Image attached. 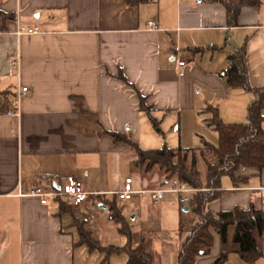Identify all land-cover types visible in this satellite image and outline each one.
Segmentation results:
<instances>
[{
  "label": "crops",
  "instance_id": "0c3cea01",
  "mask_svg": "<svg viewBox=\"0 0 264 264\" xmlns=\"http://www.w3.org/2000/svg\"><path fill=\"white\" fill-rule=\"evenodd\" d=\"M0 3L3 11L16 14L6 22L0 17V264H125V253L104 261V251L80 244L74 223L84 222L100 247L123 245L127 238L108 209L112 201L122 207L135 248L144 244L154 264H178L181 242L192 226L177 225L178 206L168 198L176 193H167L157 205L148 195L121 200L116 191L129 176L137 189L170 182L163 185L158 171L141 175L134 151L110 132L126 133L146 149L198 148L204 140L219 142L207 124L208 106L217 107L225 123L246 122L254 96L229 86L225 70L228 55L246 44L249 81L264 85V0L244 7L237 26L228 24L222 4L207 0H154L137 6L127 0ZM150 21L159 29H150ZM22 87L28 91L20 94ZM139 93L161 132L141 109ZM8 110L20 114L7 115ZM242 173L248 180L241 186L223 180L212 211L264 210V170ZM70 174L92 193L87 206L60 197L43 204L29 195L38 186L60 189ZM180 206L191 215V207L185 211ZM107 228L112 243L100 237ZM213 234L210 254L199 256L196 264H211L222 252L229 253L225 264H264V239L257 230L263 255L254 263L239 256L234 226L225 243Z\"/></svg>",
  "mask_w": 264,
  "mask_h": 264
},
{
  "label": "trees",
  "instance_id": "16d2710c",
  "mask_svg": "<svg viewBox=\"0 0 264 264\" xmlns=\"http://www.w3.org/2000/svg\"><path fill=\"white\" fill-rule=\"evenodd\" d=\"M152 1L127 0V4L137 6ZM207 1L220 3L226 8L230 26L239 24V15L244 7L259 6L261 3V0H242L237 3L230 0ZM0 17L6 22L16 19V14L3 11L0 3ZM228 61L229 66L225 70L228 85L240 87L252 93L254 98L248 106L247 121L244 123H225L217 107H207V111L211 112L207 124L217 131L218 144L204 140L203 146L198 148L164 146L146 149L126 133L110 132L115 141L127 143L134 151V167L141 175L147 177L158 171L165 178L163 185L178 178L195 189L191 194V209L198 215L199 221L181 242L178 264H196L199 256L209 255L214 244L213 232L225 243L232 226L235 227L234 242L239 246L237 252L244 262L254 263L263 255L258 249L254 231L257 230L264 239V210L236 207L214 212L210 209V204L221 195L225 178H229L234 186H241L248 180V175L242 173L243 168L258 172L264 170V85L253 86L249 81L246 44L229 54ZM120 77L126 80L123 75ZM139 98L141 109L149 113L154 128L161 132L159 121L151 115V108L146 105V98L140 93ZM61 204L67 205L65 201ZM108 209L119 224V232L127 238L126 244L100 247L99 241L85 227V223L76 220L74 223L78 229L79 243L85 244L89 251H104V261L113 253H125L128 257L125 264H154V255L144 244L136 248L133 246L132 228L122 214V207L112 201ZM228 257V252H222L211 264H225Z\"/></svg>",
  "mask_w": 264,
  "mask_h": 264
},
{
  "label": "built area",
  "instance_id": "2783aa9c",
  "mask_svg": "<svg viewBox=\"0 0 264 264\" xmlns=\"http://www.w3.org/2000/svg\"><path fill=\"white\" fill-rule=\"evenodd\" d=\"M150 29H159L158 24L154 21L148 23ZM24 32V29H20L18 33ZM28 32L35 33L36 31L29 29ZM15 64V63H14ZM180 66L185 65V61L179 62ZM28 87H22L20 94L26 93ZM7 115H19L20 112L8 110ZM245 170V168H243ZM195 189L189 187L186 183L181 182L178 178H173L170 181V186H161L156 189H137L133 186V178L131 176L125 179L122 189L116 191V194L121 200H132L135 196L148 195L153 205H157L165 197L167 193H176L179 197V203L182 206L191 207L192 196ZM92 193L87 192L84 189V185L81 179L75 175H68L66 182L62 187L56 191H47L41 186L33 189L29 195L39 197L43 204L48 202L50 197H60L74 206H87L88 199Z\"/></svg>",
  "mask_w": 264,
  "mask_h": 264
},
{
  "label": "rangeland",
  "instance_id": "374dc122",
  "mask_svg": "<svg viewBox=\"0 0 264 264\" xmlns=\"http://www.w3.org/2000/svg\"><path fill=\"white\" fill-rule=\"evenodd\" d=\"M133 176L137 178V174L136 173L135 174L133 173ZM138 186H139V184H138ZM138 189H140V188H138ZM170 197H173L175 199L176 204L178 206L179 216L177 218V225L178 224H182V226L185 227L186 229L190 228V226L193 227L199 221L198 215L195 214L193 211L190 212L191 215H187L186 212H183L182 211L183 207H181L180 204H179V201H178L179 197H178L177 194L176 195H168V198H170ZM147 201H148L147 199H144V206L146 207V209L149 208V205L147 204ZM97 205H98V203H97ZM193 223H194V225H193ZM176 228L177 227H175V231L173 233L176 232V230H177ZM110 232H111V230L109 228L105 229L103 231V237H102V234L100 236L101 239L102 240H107L108 239V242L112 243L113 242V238H112L113 235L109 234ZM97 237H98V235H97ZM125 244H126V242L123 245H125ZM123 245H121V246H123ZM108 246H111V245H108Z\"/></svg>",
  "mask_w": 264,
  "mask_h": 264
},
{
  "label": "water",
  "instance_id": "95a60500",
  "mask_svg": "<svg viewBox=\"0 0 264 264\" xmlns=\"http://www.w3.org/2000/svg\"><path fill=\"white\" fill-rule=\"evenodd\" d=\"M184 210H185V211H188V210H189V207H188V206H185V207H184Z\"/></svg>",
  "mask_w": 264,
  "mask_h": 264
}]
</instances>
